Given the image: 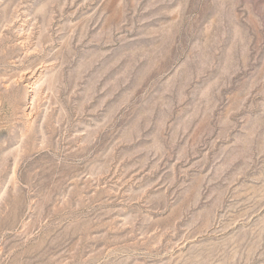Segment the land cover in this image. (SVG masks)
Wrapping results in <instances>:
<instances>
[{
  "label": "rangeland",
  "instance_id": "obj_1",
  "mask_svg": "<svg viewBox=\"0 0 264 264\" xmlns=\"http://www.w3.org/2000/svg\"><path fill=\"white\" fill-rule=\"evenodd\" d=\"M0 264H264V0H0Z\"/></svg>",
  "mask_w": 264,
  "mask_h": 264
}]
</instances>
